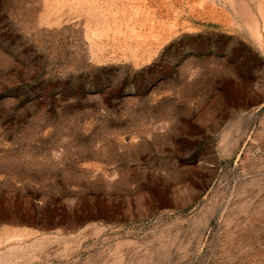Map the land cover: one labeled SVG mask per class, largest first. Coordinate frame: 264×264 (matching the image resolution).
<instances>
[{
	"label": "rangeland",
	"instance_id": "1",
	"mask_svg": "<svg viewBox=\"0 0 264 264\" xmlns=\"http://www.w3.org/2000/svg\"><path fill=\"white\" fill-rule=\"evenodd\" d=\"M0 264H264V0H0Z\"/></svg>",
	"mask_w": 264,
	"mask_h": 264
}]
</instances>
